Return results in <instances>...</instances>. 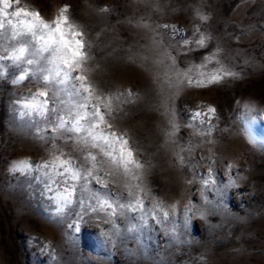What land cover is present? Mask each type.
Wrapping results in <instances>:
<instances>
[{
  "label": "rangeland",
  "instance_id": "374dc122",
  "mask_svg": "<svg viewBox=\"0 0 264 264\" xmlns=\"http://www.w3.org/2000/svg\"><path fill=\"white\" fill-rule=\"evenodd\" d=\"M65 4L92 43L93 82L105 93L134 94L114 123L128 133L144 169L140 181L119 173L107 177L115 181L112 193L127 202L124 185L140 183L145 205L162 202L172 216L175 204L177 213L160 223L162 213L154 219L146 207L112 224L89 213L78 233L70 229L74 214L55 213L43 170L28 176L9 171L15 161L41 163L53 151L36 134L45 121L21 115L27 111L23 97L38 85H13L16 70L9 66L0 77V264H264V0H21L18 6L51 21ZM104 7L109 11L101 12ZM197 28L211 37L207 47H182ZM217 48L221 62L238 75L206 86L185 83V72L196 75L195 66ZM197 105L216 109L211 136L186 126ZM173 123L178 127L169 136ZM55 143L80 155L71 144ZM213 160L217 186L223 189L230 179L228 161L236 166L239 188L222 197L203 188L201 177L207 178ZM92 190L103 191L87 185L89 197ZM185 206L206 219L197 213L185 227Z\"/></svg>",
  "mask_w": 264,
  "mask_h": 264
},
{
  "label": "snow or ice",
  "instance_id": "6c2138e0",
  "mask_svg": "<svg viewBox=\"0 0 264 264\" xmlns=\"http://www.w3.org/2000/svg\"><path fill=\"white\" fill-rule=\"evenodd\" d=\"M20 4L21 0H0V41H3L0 43V77L6 74L10 66L16 70L11 81L13 85H38L36 91L30 90L23 97L22 107L27 111L21 115H34L45 121L43 128H36V134L51 143L53 151L47 161L33 164L28 159H21L15 161L9 171L28 176L43 170L47 177L46 193H51L48 199L55 205V213L59 215L65 210L73 212L75 218L68 227L77 233L80 231V223L89 213L95 214L104 224H112L129 211L143 212L146 207H152L154 219L162 213V219L158 222L171 220L177 213L176 205H171L172 216L162 202L145 205L144 189L140 183L124 185L128 194L123 200L127 202L117 199L110 188V183L115 181H110L107 177L119 173L130 180L140 181L144 169V164L137 158V149L130 143L128 133L119 130L114 123L124 111V106L134 103L132 90H127V96L119 91L105 93L93 82V69L89 67V62L93 59L92 43L86 39L87 34L82 26L72 22L67 15L70 5H63L59 15L49 21L39 10L18 6ZM100 11L108 12L109 9L104 7ZM195 14L201 21L208 19L199 10ZM179 31L175 29L173 35ZM196 32L194 39L184 37L182 47H207L211 37L199 28ZM221 51L222 49L217 48L205 57L204 63L195 66L196 75L190 74L192 69L185 72L184 82L190 86H206L236 77L238 73L221 62ZM209 64L219 67L208 71ZM215 113L216 109L212 106L202 109L197 105V109L190 113L186 126L196 128L201 136H211L216 131V126L212 124ZM252 119L256 117L253 116ZM177 127L173 123L168 135L174 136ZM57 140L66 145L71 144L73 150L79 148L80 155L73 156L70 152H65L55 143ZM81 158L83 163L80 162ZM180 159L182 161L184 157L181 156ZM214 164L215 160L209 165L207 178L201 177L204 189L214 191L222 197L227 189L240 187L233 173L236 166L228 161H225V167L230 179L223 189L218 187L213 174ZM238 173L237 168L236 174ZM90 184L103 191L92 190L89 197L86 186ZM74 208H79V211H73ZM184 213L185 227L197 213L201 219H206V214L200 209L193 211L185 206ZM203 259L201 257L202 261Z\"/></svg>",
  "mask_w": 264,
  "mask_h": 264
}]
</instances>
